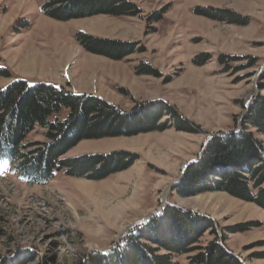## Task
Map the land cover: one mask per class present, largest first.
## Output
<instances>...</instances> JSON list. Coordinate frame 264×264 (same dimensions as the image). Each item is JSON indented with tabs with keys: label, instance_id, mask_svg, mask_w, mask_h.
Listing matches in <instances>:
<instances>
[{
	"label": "rangeland",
	"instance_id": "rangeland-1",
	"mask_svg": "<svg viewBox=\"0 0 264 264\" xmlns=\"http://www.w3.org/2000/svg\"><path fill=\"white\" fill-rule=\"evenodd\" d=\"M128 1L140 10L138 16L58 22L45 13L48 0H0V70L9 73L0 77V90L18 80L63 87L104 99L126 122L132 119L130 125L167 106L199 133L178 131L172 122L164 131L81 141L65 158L134 155L129 169L101 181L59 173L47 185L30 186L1 166L0 262L19 249L33 251L27 264H90L115 251L136 228L177 207L215 223L217 235L206 233L200 247L218 238L243 264H264L263 208L224 192L184 198L175 190L214 138L240 130L261 93L264 0ZM198 10L231 12L249 24L214 20ZM79 34L130 43L135 52L121 61L92 54L78 43ZM142 66L152 74L138 75ZM28 139L45 141L41 129ZM247 224L254 227L227 231Z\"/></svg>",
	"mask_w": 264,
	"mask_h": 264
},
{
	"label": "trees",
	"instance_id": "trees-1",
	"mask_svg": "<svg viewBox=\"0 0 264 264\" xmlns=\"http://www.w3.org/2000/svg\"><path fill=\"white\" fill-rule=\"evenodd\" d=\"M45 13L58 22H68L97 15L136 17L140 10L128 0H48ZM197 14L239 26L249 24L248 19L231 12L215 15L212 11L198 10ZM78 43L86 52L116 61L135 52L130 43L83 34L78 35ZM139 69L138 75L152 74L147 67L142 66L140 72ZM8 76L7 71L0 70V77ZM260 92H264V83ZM261 93L247 108L240 130L214 138L200 162L189 167L175 189L180 196L189 198L218 191L264 209V140L260 138H264V93ZM158 108L153 109V115L136 118L130 125L132 119L126 122V115L102 98L67 92L63 87L48 84L30 86L21 80L11 82L0 90V167H7L30 186L47 185L59 173L77 179L104 180L129 169L135 162L131 158L134 155L117 151L65 158L67 153L81 141L131 135L136 130V134L164 131L172 122L178 131L199 133L197 126L182 120L173 109L162 105ZM65 112L67 116L63 119ZM37 129L42 130L44 142L28 139ZM252 227L247 224L227 231L237 234ZM206 233L217 235L210 218L170 207L136 228L115 251L90 264H181L178 258L184 256L188 257L186 264H243L218 238L205 248L200 247ZM32 258V250L16 249L11 258L0 264H27ZM260 258L264 259V255Z\"/></svg>",
	"mask_w": 264,
	"mask_h": 264
},
{
	"label": "bare ground",
	"instance_id": "bare-ground-1",
	"mask_svg": "<svg viewBox=\"0 0 264 264\" xmlns=\"http://www.w3.org/2000/svg\"><path fill=\"white\" fill-rule=\"evenodd\" d=\"M33 58V57H32ZM30 59V58H29Z\"/></svg>",
	"mask_w": 264,
	"mask_h": 264
}]
</instances>
